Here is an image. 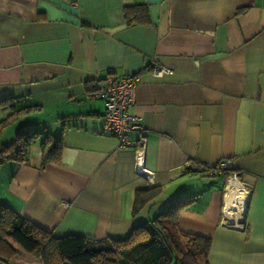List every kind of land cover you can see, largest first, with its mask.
<instances>
[{
	"label": "crops",
	"instance_id": "1",
	"mask_svg": "<svg viewBox=\"0 0 264 264\" xmlns=\"http://www.w3.org/2000/svg\"><path fill=\"white\" fill-rule=\"evenodd\" d=\"M133 6L146 22L126 26ZM128 75L149 180L134 171L138 147L103 129L91 89ZM0 103V145L40 134L27 164L0 167V204L53 238L123 240L188 198L177 224L210 240L208 264H264V0H0ZM46 135L62 136L61 162L41 168ZM221 160L240 183L227 192L210 173ZM153 188L133 215L135 193ZM12 245L0 264H40Z\"/></svg>",
	"mask_w": 264,
	"mask_h": 264
},
{
	"label": "trees",
	"instance_id": "2",
	"mask_svg": "<svg viewBox=\"0 0 264 264\" xmlns=\"http://www.w3.org/2000/svg\"><path fill=\"white\" fill-rule=\"evenodd\" d=\"M146 15L144 6L124 8L126 26L145 23ZM7 119L0 122V132ZM37 137L40 134L20 129L11 144L0 145V167L10 161L27 164L28 151L35 145ZM38 147L41 168L48 164H60L62 136L54 138L46 135L41 138ZM210 173L224 175L226 180L231 174L228 170L216 173L214 169ZM158 193L156 188L137 191L132 214ZM145 194L146 197L143 196ZM191 202L188 198H177L163 214L134 226L125 239L97 241L77 236L53 238L0 204V261L8 263L14 256V244L22 252L35 257L40 264H208L210 240L184 233L177 224L180 212Z\"/></svg>",
	"mask_w": 264,
	"mask_h": 264
},
{
	"label": "built area",
	"instance_id": "3",
	"mask_svg": "<svg viewBox=\"0 0 264 264\" xmlns=\"http://www.w3.org/2000/svg\"><path fill=\"white\" fill-rule=\"evenodd\" d=\"M169 73L165 69L154 67L151 74L160 76ZM139 75H128L120 79L106 78L100 85L96 84L91 89L96 90L95 96L103 101L104 112L102 114L103 129L113 135L118 143L119 149L138 147L135 155L134 171L142 178L149 177L144 170L143 160L146 140L143 137V128L139 125V119L130 114L129 111L134 104V91L139 82ZM137 134L136 142H130L128 137ZM137 150V149H136ZM229 160H221L214 167L216 173L224 172L229 165ZM236 173L230 174L228 184L236 181Z\"/></svg>",
	"mask_w": 264,
	"mask_h": 264
},
{
	"label": "bare ground",
	"instance_id": "4",
	"mask_svg": "<svg viewBox=\"0 0 264 264\" xmlns=\"http://www.w3.org/2000/svg\"><path fill=\"white\" fill-rule=\"evenodd\" d=\"M228 169V168H227ZM226 169V170H227ZM225 170V171H226ZM240 189V188H239ZM238 189V190H239ZM237 193L236 192H232V191H229V195H230V197H229V199H230V201L228 202V204H227V206L229 207V206H232V205H234V204H237V206L239 207V209L240 208H242L243 207V204H244V195L243 196H240V195H236ZM242 194V193H241ZM234 203V204H233ZM235 209V208H234ZM237 209V208H236ZM228 223V222H227ZM240 226V225H239Z\"/></svg>",
	"mask_w": 264,
	"mask_h": 264
},
{
	"label": "rangeland",
	"instance_id": "5",
	"mask_svg": "<svg viewBox=\"0 0 264 264\" xmlns=\"http://www.w3.org/2000/svg\"><path fill=\"white\" fill-rule=\"evenodd\" d=\"M232 174H234V173H232ZM236 174H237V175H236V178H235L236 181H231V182L228 184V180H226V185H225L226 192H227L228 188L230 187V184H231V183H234V182L239 183V182H238V179H237L238 173H236ZM138 176H139V175H138ZM147 179L149 180L148 177H147ZM239 184H240V183H239ZM239 191H243L242 188H240Z\"/></svg>",
	"mask_w": 264,
	"mask_h": 264
}]
</instances>
